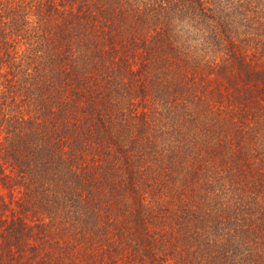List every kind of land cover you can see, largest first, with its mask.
I'll return each mask as SVG.
<instances>
[{"label":"trees","instance_id":"trees-1","mask_svg":"<svg viewBox=\"0 0 264 264\" xmlns=\"http://www.w3.org/2000/svg\"><path fill=\"white\" fill-rule=\"evenodd\" d=\"M0 264H264V0H0Z\"/></svg>","mask_w":264,"mask_h":264}]
</instances>
